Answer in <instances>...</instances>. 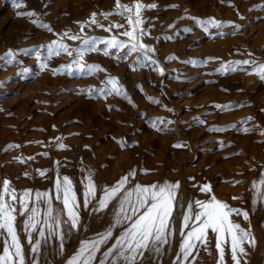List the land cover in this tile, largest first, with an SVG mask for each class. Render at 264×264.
I'll return each mask as SVG.
<instances>
[{"label":"rangeland","instance_id":"1","mask_svg":"<svg viewBox=\"0 0 264 264\" xmlns=\"http://www.w3.org/2000/svg\"><path fill=\"white\" fill-rule=\"evenodd\" d=\"M132 2L121 0L125 4ZM153 2L157 7L143 11V27L150 32L144 42L155 46V58L165 68L164 75L147 67L132 70L135 53L120 61L103 52L86 53V63H98L106 69L89 76L53 75L51 68L72 60L63 52L50 58L49 69L39 75H34L37 71L34 56L19 57L24 65L32 67L33 74L26 79L16 77L0 87V181L7 177L18 189H49L59 160L63 165L62 174L72 178L75 174L86 176L82 169L91 168L95 170V178L103 182L108 179L110 182V177L118 179L135 167L137 176L149 183L181 181L194 199L206 195L200 193L198 187L208 181L224 201L228 196L239 198L243 191L252 187L253 178L264 168V135L261 134L264 129V79L251 71V65L240 66L245 70L228 73L215 69L224 61L249 58V51L258 62H264V8L259 7L264 0H231V3L229 0H142L144 4ZM115 3L116 0H0V54L9 47L47 43L56 39V33L67 29L79 33L77 21L86 20L94 11L98 14L112 12ZM173 4L177 7H169ZM33 10L40 20L50 24L52 32L34 24L32 21L37 17L16 14ZM238 12L243 19L238 17ZM193 16H214L245 26L235 35L231 34L229 26L223 29L227 35L209 36L194 24ZM97 18L106 26L113 22L124 24L126 20L116 12L107 18L99 15ZM185 26L192 27V32L181 31ZM120 31L123 29L114 27L109 32L107 28L95 26L84 28V33L90 36H111ZM216 31L210 28V32ZM65 42L72 46L80 43ZM170 55L177 58L167 59ZM207 56L221 59L200 66L183 62L190 57ZM18 70L16 66H9L0 71V80L13 76ZM108 75L119 78L131 102L115 94L105 99L77 90L87 86L101 88ZM149 96L161 103H153ZM228 103L242 106L223 112L215 107ZM169 108L173 111H168ZM157 116L175 121L169 125L172 130L154 129L149 118ZM249 116L253 119L241 123ZM193 117H201L206 123L198 124ZM229 123H235L236 127L209 131L212 125ZM244 127L251 130H239ZM121 136L138 143L122 149L118 144ZM56 137H61V142L68 147L58 148ZM181 140L186 142L185 147H173ZM219 141L231 142V146L221 148ZM10 143L20 147L7 149ZM17 156L21 160H16ZM27 157L34 159H25ZM141 168L153 171L145 174ZM36 169L48 171L42 177ZM24 172L29 175H23ZM194 184L197 187H193ZM229 205L244 210L238 199L229 201ZM248 213L250 216L251 212ZM232 216L234 219L240 217L239 224L251 227L253 232L254 218L245 220L242 214L236 213ZM2 245L0 238V251ZM214 250L204 264L217 263L219 258H214L217 255Z\"/></svg>","mask_w":264,"mask_h":264},{"label":"snow or ice","instance_id":"2","mask_svg":"<svg viewBox=\"0 0 264 264\" xmlns=\"http://www.w3.org/2000/svg\"><path fill=\"white\" fill-rule=\"evenodd\" d=\"M231 3V0H229ZM19 7V4L16 5ZM157 7L155 2L144 4L142 0H133L131 4L121 3L116 0L112 12L119 13L125 17V23H110L107 26L98 19V15L107 18L112 12H92L84 21H77L80 32H72L71 29L56 33V39L47 43H40L30 47H9L0 54V71L6 70L9 66L18 67V71L11 77L0 80V87L6 86L8 82L19 77L26 79L32 73V67L24 65V61L19 59L23 56H34L37 59V71L34 75H39L45 69H49L48 60L53 56H58L61 52L72 57L70 63L60 64L58 67L51 68L53 75L67 74L89 76L98 71H106L98 63H86L85 54L93 52H103L105 55H114L117 61L126 60L133 53L136 54L132 62V70L135 68H150L164 75L165 68L155 58L156 48L144 42L150 32L143 27V11ZM169 7H177L173 4ZM264 8V4L259 5ZM18 16L37 17L32 22L38 27L45 28L49 32L53 29L50 24L40 20L38 14L33 10L30 12H17ZM243 19L241 13H237ZM195 25H198L205 34L209 36H225L223 29L231 27V34L235 35L245 25L236 23L233 20H220L214 16L207 18L191 17ZM93 26L112 32L113 28L123 29L111 36L87 35L84 28ZM173 27V25H169ZM210 28L218 31L210 32ZM192 27L185 26L181 31L191 33ZM80 33H84L81 35ZM171 38V37H165ZM66 40L80 41L76 46L66 43ZM103 45L99 47V45ZM112 50H115L114 52ZM249 58L241 60L224 61L215 69L219 73L235 72L245 70L240 66L251 65V71L264 79V62H258L253 58V53H247ZM177 58L170 55L167 59ZM220 57L207 56L204 58L190 57L183 61L193 66L207 65L209 61L220 60ZM179 78V77H177ZM189 80L191 78H188ZM142 87V85H138ZM81 93H86L90 97H103L107 99L109 95L123 96L131 102L127 90L114 75H108L104 81V86L94 88L87 86L77 89ZM148 99L153 103L160 104L156 98L149 96ZM242 105L216 104L215 107L222 112ZM167 108V105H163ZM111 108V105H109ZM173 111V109H168ZM11 114V113H9ZM204 115H207L205 113ZM198 124L206 121L201 117H193ZM253 117L244 118L241 123L252 120ZM149 122L152 127L160 132L171 131L169 125L175 121L166 117H150ZM55 127V125H53ZM235 123L226 125H212L209 131H225L235 128ZM258 127V125H254ZM242 132H249L251 129L244 127L239 129ZM264 135V129H261ZM58 148L68 147L62 143L61 137L55 138ZM115 140L116 137H113ZM39 143V141H37ZM138 141H127L123 136L118 140L120 148L134 146ZM220 147L231 146V142L225 144L219 141ZM183 140L176 142L173 147H185ZM18 148L20 145L10 143L7 149ZM85 147H88L85 145ZM48 155V153H43ZM238 153H230L236 155ZM21 160V157H15ZM25 159H34L27 157ZM63 167L59 160L56 161L55 179L52 188L40 190L33 188L18 189L12 180L5 177L0 181V238L3 240L2 251H0V264H28L21 241L20 233L17 229V217H22V231L27 237L28 244L32 253L30 264H40L42 246H47L52 238L59 240V248L64 247V238L74 230L78 231L81 225L80 208L81 204L87 208L90 201H94L93 211L106 209L112 205L113 219L108 228L95 238L81 241L80 246L74 254L66 261V264H143L145 253L151 252L159 256L164 250L165 245L170 246L171 240L177 231L174 212L182 217L179 232L181 240L179 250L175 254L173 264H194L201 247L207 248L209 232L215 236V247L219 252L217 264H226L225 247L230 249L233 264H247V248L245 245L254 246L256 238L251 227L245 228L232 219V214H242L247 220L249 213L232 207L226 201L217 198L213 192L211 182H204L199 185L198 191L206 194V199H191L185 201L179 193L180 181L175 182L165 180L161 182L140 183L135 182L137 169L130 168L124 175L120 176L114 183L97 185L94 179V169H82L87 175L82 176L79 183L83 186L82 201L77 196L76 183L69 175L62 174L60 169ZM40 176L44 177L47 169H36ZM142 173L153 171L148 168H141ZM23 175L28 176V172ZM194 179V177H190ZM240 183V181H234ZM197 187V185H193ZM255 195L253 203L264 202V172L258 180L252 182ZM238 199V197H232ZM59 202V206L54 204ZM186 204V207H185ZM120 227L118 235H114V230ZM187 229V231H185ZM36 234L35 239L34 235ZM109 241H111L110 246ZM103 248V250H102ZM194 252L196 253L194 255ZM191 257V260H190Z\"/></svg>","mask_w":264,"mask_h":264},{"label":"bare ground","instance_id":"3","mask_svg":"<svg viewBox=\"0 0 264 264\" xmlns=\"http://www.w3.org/2000/svg\"><path fill=\"white\" fill-rule=\"evenodd\" d=\"M262 172H264V168L258 171V173L255 175L253 180H258ZM81 178H82V175L75 174L73 177V180L76 183L77 196L82 201L83 186L79 183ZM54 179H55V176L52 180V184L50 188L53 187ZM94 179L96 180L98 186L103 185V183L104 184L110 183L111 181H112L111 183H114L115 180H117L116 178L114 179L110 177V182H107L109 179L106 182H103L102 180L96 179L95 176H94ZM135 182L149 183L147 179L141 178L139 176L135 178ZM160 182L162 183L163 181L160 180ZM213 192L215 193L217 198L221 199L220 194H217L214 190ZM179 193L183 196L185 201L194 199V195L190 194L186 190L184 184L181 181H180ZM254 195H255L254 189L253 187H250L248 190L246 189L245 191H243L242 194H240L238 198V201L240 202V204H242V206L244 207V210H246L247 212H251V215L249 217L254 218L253 233L256 238V243L254 246L245 245V247L247 248L246 261H247V264H264V202H258L254 204L253 203ZM206 198L207 196L205 195L201 197L200 199L203 200ZM226 199L229 200L230 202L233 201L232 197L230 196H228V198ZM227 200L225 201L229 204V201ZM54 204L59 206V202L54 201ZM93 204H94V201H90L89 206L87 208L83 207V205L81 204L80 217H81L82 226L80 227L78 231L74 230L71 234L65 236L64 241H63L64 247L62 251L59 248L60 242L57 238H52L47 246H42L41 255H40V264H66V261L68 260V258H70L71 255L74 254V252L78 250L81 241L90 239V238H95L97 234L103 233L108 228V226L110 225L113 219L112 205L110 204L108 208L94 212L92 210ZM185 207H186V204H185ZM178 211L179 210L177 209V212H174L177 231L175 235L170 238L171 240L170 246L165 245L164 250H162L159 256L151 252L145 253V256L143 258V264H173V261L175 259V254L179 250V243L181 240L179 228H180V224L182 221V217H180L177 214ZM233 217L234 216H232V219L235 222L237 223L240 222L241 220L240 217H236L235 219ZM17 218H18L17 229H18V232L20 233L21 241L24 244L26 261L28 262V264H30V261L32 259L30 245L28 244L26 235L22 231V217L18 216ZM120 230L121 228L118 226L114 230V235H118ZM185 231H187V229ZM33 235L35 239L36 234L34 233ZM110 243L111 241H109L108 246H110ZM214 248L216 249L215 236L212 233H209L207 248L205 249L204 247H201L199 249V254L197 255V259L194 262V264H204L206 260L211 258L210 254L213 252ZM214 251H216V254H217L215 255V252L213 253L215 255L214 258H216V256H218L217 258H219L218 250L216 249ZM195 254L196 253L194 252V255ZM225 256L227 258V259L225 258L226 264H233L231 260L230 249L227 246L225 247ZM190 260H191V257H190Z\"/></svg>","mask_w":264,"mask_h":264}]
</instances>
